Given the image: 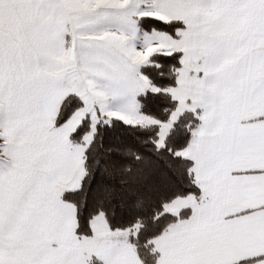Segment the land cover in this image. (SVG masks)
I'll use <instances>...</instances> for the list:
<instances>
[{"label":"snow or ice","instance_id":"6c2138e0","mask_svg":"<svg viewBox=\"0 0 264 264\" xmlns=\"http://www.w3.org/2000/svg\"><path fill=\"white\" fill-rule=\"evenodd\" d=\"M0 264H264V0H0Z\"/></svg>","mask_w":264,"mask_h":264}]
</instances>
